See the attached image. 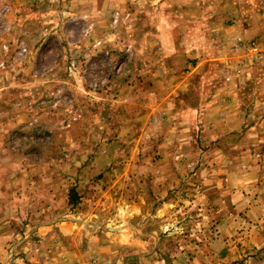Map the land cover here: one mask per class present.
Segmentation results:
<instances>
[{
    "label": "rangeland",
    "instance_id": "374dc122",
    "mask_svg": "<svg viewBox=\"0 0 264 264\" xmlns=\"http://www.w3.org/2000/svg\"><path fill=\"white\" fill-rule=\"evenodd\" d=\"M135 5L0 0V264H264L259 126L180 116Z\"/></svg>",
    "mask_w": 264,
    "mask_h": 264
},
{
    "label": "crops",
    "instance_id": "0c3cea01",
    "mask_svg": "<svg viewBox=\"0 0 264 264\" xmlns=\"http://www.w3.org/2000/svg\"><path fill=\"white\" fill-rule=\"evenodd\" d=\"M134 3L132 41L138 54L157 61L150 75L147 70L140 74L151 76L153 84L164 85L167 94L172 90L169 84L179 79L175 87L180 103L178 107L172 104L180 116L203 123L210 112L212 130L226 125L228 134L239 118L242 123L256 124L252 132L259 126L264 142V62L251 67L250 60H241L243 54L234 49L240 42L264 37V0ZM200 91L211 100L206 107L199 100ZM169 100L166 96L163 102Z\"/></svg>",
    "mask_w": 264,
    "mask_h": 264
},
{
    "label": "built area",
    "instance_id": "2783aa9c",
    "mask_svg": "<svg viewBox=\"0 0 264 264\" xmlns=\"http://www.w3.org/2000/svg\"><path fill=\"white\" fill-rule=\"evenodd\" d=\"M118 18L119 17L117 16L115 19L116 23ZM236 49L242 51L251 62L264 59V43L255 41H251L249 43L240 42L236 45ZM239 68L241 69L240 66Z\"/></svg>",
    "mask_w": 264,
    "mask_h": 264
},
{
    "label": "trees",
    "instance_id": "16d2710c",
    "mask_svg": "<svg viewBox=\"0 0 264 264\" xmlns=\"http://www.w3.org/2000/svg\"><path fill=\"white\" fill-rule=\"evenodd\" d=\"M78 203H79V196L75 190H72V192L70 193V204L77 205Z\"/></svg>",
    "mask_w": 264,
    "mask_h": 264
}]
</instances>
